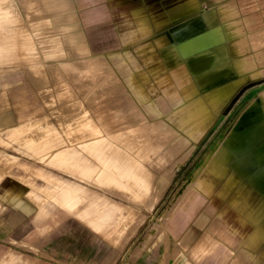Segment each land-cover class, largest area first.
<instances>
[{"label":"rangeland","instance_id":"1","mask_svg":"<svg viewBox=\"0 0 264 264\" xmlns=\"http://www.w3.org/2000/svg\"><path fill=\"white\" fill-rule=\"evenodd\" d=\"M60 1L45 11V0H0V217L14 216L20 226L13 240L0 242V264H236L240 250L249 254L246 264H264V240L248 246L253 228L229 203L238 196L225 157L220 151L207 160L264 90L262 71L250 70L251 79L211 120L219 93L191 100L199 107L181 122L171 104L194 93L165 98L153 77L157 57L146 54L174 24L146 37L128 13L133 0H81V7L72 0L69 11L81 23L73 42ZM122 38L131 42L123 52L131 58L123 55L119 68L110 57L125 50ZM123 70L133 90L163 102L147 109L144 124L125 112L128 101L146 110L124 87ZM58 182L75 183L83 198L64 206L52 195ZM9 191L22 194L18 208L4 199Z\"/></svg>","mask_w":264,"mask_h":264},{"label":"bare ground","instance_id":"2","mask_svg":"<svg viewBox=\"0 0 264 264\" xmlns=\"http://www.w3.org/2000/svg\"><path fill=\"white\" fill-rule=\"evenodd\" d=\"M128 1L132 0L120 2ZM133 1L128 13L138 23L137 29L142 36L147 37L150 33L174 24V31L165 32L154 38L150 42L153 46L150 49L153 51L146 53L147 56L149 54L156 56L159 62L152 69L157 84L160 82V76L172 79L174 85L182 82L184 88L189 91L192 88L194 91L193 99L211 97L212 94L219 93L220 102L217 107L210 108L208 121L214 118L251 79V74L236 66L228 52V46L231 48L230 52L232 50V41L225 28L226 24L220 18L219 6L211 4L208 0ZM72 2L70 0V6ZM76 17L79 18L78 15ZM78 20L80 22V19ZM80 27L81 23L78 29ZM122 40L125 50L115 55H121V58L124 55L129 59L131 56L128 45L131 42H127L124 38ZM125 51L129 53H123ZM172 70L175 71L174 74H170ZM173 76H176L179 82ZM169 84L171 83L164 85L165 98L170 97L176 90L174 85ZM124 87H127L133 95L132 83ZM184 90L178 93L180 99L183 98ZM263 92L264 90L256 95L239 114L233 127L215 146L207 159L209 160L214 153L212 159H216L221 151L225 157L223 160L229 177L233 176L235 181L236 195L242 198L245 209L249 212L256 211L257 221H264V98L261 97ZM184 104H188V101ZM262 231L264 230H261V234ZM262 240L264 238L260 242Z\"/></svg>","mask_w":264,"mask_h":264},{"label":"crops","instance_id":"3","mask_svg":"<svg viewBox=\"0 0 264 264\" xmlns=\"http://www.w3.org/2000/svg\"><path fill=\"white\" fill-rule=\"evenodd\" d=\"M49 1L51 0H45V11L48 10V7H50V5H48ZM60 2L64 3V4L62 3L61 5V13L63 15L65 14L66 16V17L61 16L62 20L65 18V20L62 21V26L69 30L68 36L70 38V41L79 42L77 38H74V36L79 34V31L75 32L76 29L78 30V26H79L77 21L74 20V16L76 12L69 11L70 0H61ZM76 2L79 5V7L82 6L81 0H76ZM216 5L219 6L218 10L220 13V18L226 24L225 28L227 30V33L230 35V38H231L230 40L232 41L231 42L232 50L230 52L231 48L228 46V52L231 58H233V60L235 61V65L238 66L239 68H242L243 69L242 71L247 72L249 74H251L250 70L252 69L260 70L264 74V64H262L264 63V0H229L225 3L221 2ZM63 6L66 7V10H65L66 13H64V11L62 10ZM1 16H2L3 21H5V14H2ZM110 58L113 61V64L120 68L121 63H119V60L121 59V55L113 54L111 55ZM36 65L45 66V63L40 62V63H37ZM26 72L28 73V76L35 83L37 87L41 85L40 81L33 74L32 68L26 66ZM125 72L126 71L123 70L122 74L120 73V76H122L125 82L123 85L130 86L132 83V80L131 79L129 80L130 77H128L130 76V74L129 73L126 74ZM110 73H111V70L110 69L107 70L106 74L107 76H109V79L111 76ZM160 78H161L160 82H158L160 85H165L166 83L168 84V82L171 83L169 84L170 86L174 85V82L172 83V79H168L166 77L163 78L162 76H160ZM115 79L113 80L116 82L115 84L119 83V81ZM177 81L179 82L178 79ZM184 86L185 85L182 84V82L175 83L174 87L176 90L175 92H173V94H171L170 96L171 100L179 101L178 93L182 91L183 89H185L183 92L194 93L192 88H191V91H189L187 88H184ZM132 92H133V95L131 96V98L140 101L144 105L141 108H144L146 112L145 113L141 111L140 113L136 112L132 107L131 101L126 102L127 105H126L125 112L131 115V117H133L135 122L144 124L148 120L147 109L148 108L157 109L163 102L162 101L156 102L157 99L151 102V100L146 95H144V91L141 89L136 90V91L133 90ZM126 98L127 100L129 99L128 97ZM191 100L193 101L196 99L189 98L187 100L188 104H182V105L171 104L172 108H177L175 110L176 111L175 113L177 117L180 119L179 121L181 122L186 121V119L191 115V108L193 106L195 108L199 107V103L195 105H191ZM143 127L146 128L147 125H143ZM36 150L38 149H34V151ZM218 156H220V154ZM221 156H224V155L222 154ZM57 159L59 161L60 160L66 161V159L62 155L57 156ZM220 180L222 183L224 182V185H225L226 181L225 180L222 181V179H219V180L217 179L215 180V182L220 183ZM57 184L58 185L52 191V195L54 197H57L64 206L68 207V205H70V207L72 208L83 198L82 196V194H84L83 189H81V187H79L75 183L67 184L65 182H58ZM223 187H222V190H223ZM231 190L237 191V188L233 186ZM231 190L227 192V194L218 193V195L220 194V196L223 195L224 197L229 194L228 196H230ZM236 191L234 192L235 196H236ZM21 196L22 194L14 195L12 191H9L4 196V199L6 198L13 199L14 202H17V204H15L14 207L18 208L21 205V203H18L17 200ZM237 196H236L237 198L234 201L232 199L233 197L230 198L231 201L229 200V203L231 204V206L234 207L240 221H245L251 226L253 225L252 226L253 231L248 236L249 238L248 246L252 248L258 245L259 241L264 238V231H262V234H261V230H264V221H261V220L257 221L258 215L255 214L256 211L252 210V212H249L247 209L243 208L244 202L239 195ZM10 219L11 221L9 222V220H6L0 217V242H2L1 246L5 244L6 237L10 236L12 237V240H13L14 236L19 232L20 226H19L18 220L15 221L14 216H12ZM113 247L115 251H116V248L118 251H120L121 249L119 246H116L115 244L113 245ZM195 252L198 253V251H195ZM193 257L194 258L196 257L195 253H193ZM248 258H249V254L248 253L245 254L244 250H240L238 252V259L236 261V264H246ZM189 263L191 264L190 261ZM170 264H179V261L178 260L172 261Z\"/></svg>","mask_w":264,"mask_h":264}]
</instances>
